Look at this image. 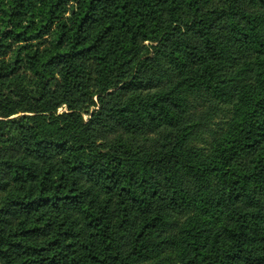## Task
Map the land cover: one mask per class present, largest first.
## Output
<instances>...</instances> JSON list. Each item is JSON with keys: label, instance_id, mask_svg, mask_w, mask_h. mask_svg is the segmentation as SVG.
I'll return each mask as SVG.
<instances>
[{"label": "trees", "instance_id": "16d2710c", "mask_svg": "<svg viewBox=\"0 0 264 264\" xmlns=\"http://www.w3.org/2000/svg\"><path fill=\"white\" fill-rule=\"evenodd\" d=\"M169 243L173 264H264V0H0V264Z\"/></svg>", "mask_w": 264, "mask_h": 264}, {"label": "rangeland", "instance_id": "374dc122", "mask_svg": "<svg viewBox=\"0 0 264 264\" xmlns=\"http://www.w3.org/2000/svg\"><path fill=\"white\" fill-rule=\"evenodd\" d=\"M64 109L60 107L59 110ZM19 114V113H18ZM84 119L88 117L87 114H83ZM233 117V107L232 104L224 106V108L213 117L212 122L208 125L207 130L200 132L196 137L191 139L187 148L191 151L193 155L200 159H204L211 153V148L213 143L223 138L230 128L231 120ZM198 211L195 206H192L187 213L179 219V229L185 223L186 219ZM178 235V232L176 233ZM177 248L174 244H167L164 248L152 259L142 263V264H173L175 261Z\"/></svg>", "mask_w": 264, "mask_h": 264}]
</instances>
